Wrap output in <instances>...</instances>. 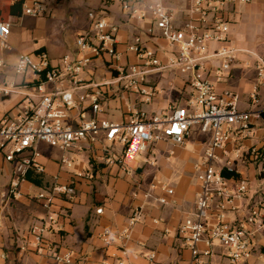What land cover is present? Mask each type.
Wrapping results in <instances>:
<instances>
[{
  "label": "crops",
  "instance_id": "obj_1",
  "mask_svg": "<svg viewBox=\"0 0 264 264\" xmlns=\"http://www.w3.org/2000/svg\"><path fill=\"white\" fill-rule=\"evenodd\" d=\"M34 1L36 0H0V16H3L0 22L11 25L7 39L8 48H4L0 43L2 49L8 50L5 62H0L5 65L0 77V86H7L12 91L10 96H0V119L5 115L12 119L20 118L41 96L35 87L40 79L38 76L31 73L20 76L14 73L13 68L20 55L44 53L53 66L60 65L65 57L71 60L91 57L89 53L79 52L77 39L89 31L88 14L94 11L78 12L76 30L81 31L77 35L75 52L69 54L65 43L61 41L64 26H56L52 20V13H62L63 1L58 4L47 1L49 5L44 6L45 12L39 17L23 14L24 6L31 5ZM194 1L141 0L139 7L142 9L146 4H162L171 12L173 24L178 28H183L190 20H194L201 28H206L216 20L226 22L229 26L227 37L230 44L241 50L231 70L224 72L221 80L217 79V69L221 67L223 60L211 57L204 61L208 70L206 76L216 84L219 92L230 90L237 93L241 110L260 115V119L253 121L251 131L244 139L238 141L244 155L255 148L263 153V159L258 162L257 156L249 157V161L244 158L247 162H242L243 158L237 160L236 171L239 180L254 184V196H251L249 191L246 199L238 201L239 211L227 214L228 221L233 223L246 216L249 206L255 208L264 204V178H258L261 172L264 173V121L261 117L264 112V85L260 84L256 69L258 58L264 56V0H227L223 6L218 8L211 5L205 7L201 13L196 12ZM17 2L22 3L21 16L6 15L5 10H9V7ZM113 6L114 0H101L99 8L103 10L108 23L118 27L116 50L120 59L112 63L107 55L93 58L79 76L84 86L101 85V112L96 117L112 123L127 124L137 113L166 116L172 107L187 105L192 97L189 75L181 74L178 70L162 69L152 71L147 76L149 84L158 90V95L148 104L142 103L141 96L125 89L114 80L118 76L117 69L138 63L136 56L128 51V47L135 40H139L146 48L156 50L163 65L174 57L177 49L161 37L150 19L151 15L144 20L132 19L122 10L120 3L118 9ZM219 47L218 43H210L205 55H213ZM59 87L65 89L72 86L65 83L63 87ZM255 89L258 91L259 103L252 105L249 95ZM86 92L89 91L76 89L75 95L78 98ZM88 106L89 103L86 102L83 108L71 110V117L78 119L79 115L84 113L86 118H90L92 113ZM195 129L200 131L199 127H193L182 144L173 140L152 144L149 158L155 164H144L138 172H132L130 175L123 172L118 164H104L108 154L117 155L104 147L107 141L104 140L103 134H100L95 142H86L73 148L85 158L73 171L60 166V161L52 157L42 158L40 154L38 161L45 168V173H31L43 179L42 186L23 182L22 198L12 202L3 213L0 228V264H57L54 255L66 251L74 252L73 264H117L119 260L124 264H188L190 253L181 249L176 231L179 224L196 214L197 194L200 190L197 172L209 139L207 134L201 139L195 137ZM235 156L232 154V157ZM253 159L257 162L253 163ZM140 161H143V158ZM141 163L138 166H142ZM11 175L12 166L0 156V189L7 188ZM56 179L60 184L73 182L75 196L71 202L57 198L51 209L46 210L38 203L36 197L45 195ZM229 180V188L232 191L235 189L236 180ZM162 186L172 189L173 195H167ZM148 192L153 198H165L170 205L162 206L154 199L145 201L143 194ZM135 193L138 194L137 198L134 197ZM33 194H36L34 198ZM139 205L144 206L143 218L124 243L127 254H122L118 247H106L99 235L104 230L121 229L130 217L132 209ZM98 209L102 210L101 214L97 213ZM48 214L58 216V229L47 234L43 244L36 248L33 246L30 229L33 225L44 222ZM254 244V254L264 259V226H254ZM150 253L156 254L154 262L147 259ZM224 256L225 252L216 248L210 258L211 264L223 263Z\"/></svg>",
  "mask_w": 264,
  "mask_h": 264
},
{
  "label": "built area",
  "instance_id": "obj_2",
  "mask_svg": "<svg viewBox=\"0 0 264 264\" xmlns=\"http://www.w3.org/2000/svg\"><path fill=\"white\" fill-rule=\"evenodd\" d=\"M226 1L195 0V10L201 13L205 7L211 5L219 8ZM119 3L129 18L144 20L151 15L150 19L161 37L171 47L176 48L177 52L163 65L156 50L146 48L139 40H135L128 47V51L136 56L138 63L117 69L118 76L114 80L125 89L141 96L142 103L148 104L158 95V90L149 84L147 76L152 71L162 69L178 70L181 74L189 75L191 100L185 106L172 107L166 116L137 113L127 124L98 119L96 116L101 112V85L84 86L79 76L93 58L107 55L112 63L120 59L116 50L118 27L109 24L102 12L88 14L90 29L77 39L79 52L89 53L91 57L77 60L65 57L60 65L53 66L44 53L20 55L13 68L14 73L20 76L28 73L38 76L40 79L35 87L41 96L20 118L12 119L5 115L0 119V156L12 166L11 180L7 188L0 189V228L6 208L23 196L21 185L26 181V174L45 173V168L38 161L39 144L57 147L65 153L83 143L95 142L103 134L105 141L123 146L121 157L108 154L104 164H118L123 172L130 175L138 172L144 164H155L149 158L152 144L168 140L182 144L190 130L197 126L203 134L209 135V139L197 172L200 190L197 194L196 214L179 224L176 233L181 249L190 253L188 264H211L210 258L216 248L225 249L224 257L228 264H240L251 258L254 252V226H264V206H249L244 218L230 223L227 214L239 211L238 201L247 198L249 187L246 180H236L235 189L231 191L230 180L222 176V170L237 173L234 159H242L245 154L238 141L251 131L253 121L260 119V115L241 110L237 93L230 90L219 92L216 84L206 76L208 70L204 61L211 57L223 60L221 67L217 69V79L221 80L222 74L231 70L241 50L230 44L227 37L229 26L226 22L216 20L206 28H201L194 20H190L183 28H178L173 24L171 12L160 3L146 4L142 9L139 7L141 0H119ZM44 12L41 0L23 8V14L31 17L42 16ZM10 32L11 25L0 22V43L4 48H8ZM212 42L220 44V47L213 55L207 56L205 53ZM4 68L5 65L0 63V77ZM256 69L260 84L264 85V56L258 58ZM65 83L72 87H59H63ZM80 88L89 92L77 98L75 90ZM11 93L7 86H0V96L7 97ZM249 96L252 105L259 103L257 89ZM86 102L89 103L88 109L92 116L86 118L82 113L78 119L72 118L70 111L83 108ZM232 154L236 156L232 157ZM247 155L257 158V150L253 148ZM141 158L143 161H140ZM140 162L142 166H138ZM72 165V158L62 155L60 166L69 170ZM162 190L167 195H173V190L167 186H162ZM74 196L73 182L60 184L56 179L49 191L36 197V200L49 210L57 198L71 202ZM137 196L135 193L134 197ZM143 198L145 201L154 199L162 206L170 205L165 198H153L149 192L144 193ZM143 207H134L121 229L104 230L99 235L106 247L115 246L122 254H127L124 243L142 220ZM101 211L98 209L97 213L101 214ZM58 226V216L55 214H48L44 222L33 225L30 229L33 246L39 248L45 236L56 231ZM53 258L57 264H73L74 252L56 253ZM147 259L154 262L156 254H148ZM117 264L124 262L119 260Z\"/></svg>",
  "mask_w": 264,
  "mask_h": 264
},
{
  "label": "rangeland",
  "instance_id": "obj_3",
  "mask_svg": "<svg viewBox=\"0 0 264 264\" xmlns=\"http://www.w3.org/2000/svg\"><path fill=\"white\" fill-rule=\"evenodd\" d=\"M47 1L51 2V3H61L62 1V8H61V12L62 13H52V20L54 21V24L57 26L62 24V27L64 26V29H62V33H61V41L65 43L66 47H67V52L69 54H73L76 50V39H77V35L81 30H76V20L79 19L78 17V12L80 10L83 11H94L97 13H101L103 10H101L99 8L100 2L101 0H41V2L43 3V5L46 7V5H49V2L47 3ZM114 8L118 9L119 8V0H114ZM103 9V8H102ZM60 11V10H59ZM54 12V10H53ZM69 16H71V18H69ZM3 19V16H0V19ZM54 46V45H52ZM7 52L8 50L2 49L0 47V62H5L6 58H7ZM194 135L195 137L198 138H203L206 137L205 134L201 133V131L199 130H194ZM104 147H107L110 149L111 153H115L118 157L122 156V146L115 143H104ZM38 150L39 153L41 154L42 158H49L52 157L54 160L60 161V159L62 158V155H65L67 158H72L73 159V165L72 168L69 169V171H73V169L75 168V166H77L81 161H83L85 158L81 153H78L76 150L74 149H70L68 152H61L57 147H50L49 145H45V144H39L38 145ZM259 151V150H258ZM244 158L247 159V161H249V155H244L243 157V161L242 162H247L246 160H244ZM240 160V159H239ZM258 160V159H257ZM256 159H253L252 162L256 163L257 162ZM237 159H234V167L236 168V164H237ZM262 162V161H260ZM249 166V165H248ZM254 167H256V165L254 164ZM262 168V167H261ZM147 172V171H146ZM261 172V171H260ZM248 187H249V191H250V195L254 196V184L253 183H248ZM36 196V194H33V198ZM219 251H224L225 249L223 248H218ZM213 260H215V256L213 257ZM256 264H264V259L257 257L254 252L252 253L251 258L243 260L240 264H254L255 262ZM220 262V260H219ZM221 264H228L227 259H225V261Z\"/></svg>",
  "mask_w": 264,
  "mask_h": 264
},
{
  "label": "trees",
  "instance_id": "obj_4",
  "mask_svg": "<svg viewBox=\"0 0 264 264\" xmlns=\"http://www.w3.org/2000/svg\"><path fill=\"white\" fill-rule=\"evenodd\" d=\"M21 10H22V3L17 2L9 7V10H5L6 15L14 16V17H20L21 16ZM261 117L264 121V112L261 114ZM257 156H258V162L263 159V153L261 151H257ZM264 167V162L262 163ZM222 176L226 179H233V180H239V174L229 171L227 169L222 170ZM259 179L264 178V173L261 172L258 175ZM27 182H30L36 186H42L43 184V179L39 176L33 175L31 172H28L25 177ZM264 203V202H263ZM264 206V204H263ZM262 252L264 253V248L262 249Z\"/></svg>",
  "mask_w": 264,
  "mask_h": 264
}]
</instances>
